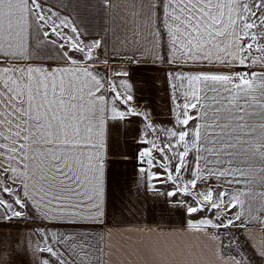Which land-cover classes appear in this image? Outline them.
Returning <instances> with one entry per match:
<instances>
[{"label": "snow or ice", "instance_id": "1", "mask_svg": "<svg viewBox=\"0 0 264 264\" xmlns=\"http://www.w3.org/2000/svg\"><path fill=\"white\" fill-rule=\"evenodd\" d=\"M100 7L123 8L119 59L168 68L171 126L158 131L130 85L93 70L102 41L48 0H0V221L42 226L40 264H264V0ZM45 41L56 56L33 50ZM127 116H143L140 163L158 168L147 175L170 187L184 227L109 224L107 125Z\"/></svg>", "mask_w": 264, "mask_h": 264}, {"label": "crops", "instance_id": "2", "mask_svg": "<svg viewBox=\"0 0 264 264\" xmlns=\"http://www.w3.org/2000/svg\"><path fill=\"white\" fill-rule=\"evenodd\" d=\"M100 3L101 0H48V5L53 7V11L61 17L67 16L72 19L80 31L85 33L83 39L102 41L99 61L93 65V70L113 80L118 86L121 81L130 85L133 100L129 104L137 111L147 114L158 131L161 126H171L172 105L168 80L165 76L168 68L152 64L136 65L119 59V55L124 50L121 41L127 35V27L121 19L124 15L123 8H110L105 14ZM113 3L125 5L129 0H113ZM33 44H40V40H34ZM105 48L107 56L103 54ZM33 50L41 56L57 54V50L46 41L43 46L34 47ZM104 59L109 61L108 64L102 63ZM117 71L127 72L129 75L114 76L113 73ZM119 90L126 91L122 86ZM120 107L123 109L124 106ZM145 123L143 116H127L123 121L108 122L107 140L112 155L111 189L108 195L109 224L121 228L142 227L164 230L182 228L186 217L182 216L180 210H172L169 214L165 205L166 199L175 201L177 197L167 198L164 193L171 190L170 187L147 175L148 171L155 173L158 168L148 169L146 165L137 164L139 151L151 147L150 144L142 143V140L153 138L152 135L147 134ZM140 167L145 168L144 173L139 171ZM179 198L183 199V197ZM162 209H164L163 213ZM195 217L198 216L192 218ZM40 227L42 226L34 223L33 220L0 221V241L3 242L0 244V248L3 249L0 251V259L4 264L9 262L40 264L43 253L37 250V245L40 247L45 245H42L39 236L34 234ZM29 238L34 243L31 244L27 255H24L21 244ZM17 240L21 243H14ZM210 247V245L206 246L209 255Z\"/></svg>", "mask_w": 264, "mask_h": 264}, {"label": "rangeland", "instance_id": "3", "mask_svg": "<svg viewBox=\"0 0 264 264\" xmlns=\"http://www.w3.org/2000/svg\"><path fill=\"white\" fill-rule=\"evenodd\" d=\"M140 152V151H139ZM137 164L138 165H140L139 164V154H138V156H137ZM140 166H142V165H140ZM147 166V165H146ZM193 219H198V217H195V218H193ZM25 222L26 221H32V219H27V220H24ZM28 224V223H27ZM42 245H44L43 243H41ZM42 258L44 259V258H48V254L46 255V253H43V255H42ZM52 260H55V258H51Z\"/></svg>", "mask_w": 264, "mask_h": 264}, {"label": "built area", "instance_id": "4", "mask_svg": "<svg viewBox=\"0 0 264 264\" xmlns=\"http://www.w3.org/2000/svg\"><path fill=\"white\" fill-rule=\"evenodd\" d=\"M138 154H139V153H138ZM139 164H140V165H147L146 163H144V164H141V163H140V158H139Z\"/></svg>", "mask_w": 264, "mask_h": 264}]
</instances>
